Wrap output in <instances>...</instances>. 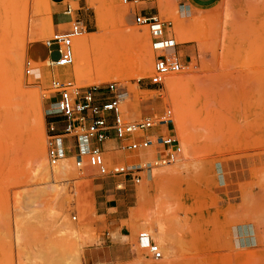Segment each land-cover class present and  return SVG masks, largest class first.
<instances>
[{
  "label": "rangeland",
  "instance_id": "1",
  "mask_svg": "<svg viewBox=\"0 0 264 264\" xmlns=\"http://www.w3.org/2000/svg\"><path fill=\"white\" fill-rule=\"evenodd\" d=\"M53 1L56 2L55 8H57V10L59 11L67 10V8L71 6L73 11L70 13L75 18L83 22V25L85 26V33L79 35L77 38L98 34L100 28H112L119 32L127 31L129 29L132 30L131 28H137L139 32H146L145 27L135 25L132 22L131 15L128 12L129 7L127 4L122 3L121 0H51V2ZM259 1L219 0L218 3L213 6L200 7L199 9L194 10L192 14L190 11L182 12L178 6V3L182 4V2L177 0V3L172 2V0H152L145 3H141L147 7L154 5L156 10L158 11L160 19L162 18L171 20V31L175 37L176 42L178 43V54L182 57L184 55V50L188 53V57H186L185 60L181 59V64L183 66L181 70L177 73L167 75H171L174 81H176L177 83L180 82L181 84L178 88L180 92L178 90L176 91L177 93L179 92V95H176L177 98L179 96L182 98V100L181 98H178L181 105L186 100L183 106H189L190 114L192 112V115L195 117L201 115L200 113L202 112V109L210 110V108L212 111L214 109V112L220 115L218 120L220 126L219 129H217L221 130L222 132H219L217 130V134L222 133V135H219V139H213V142L209 140V145L207 144V142H204L205 139L201 138L203 130H201L200 127H195L193 125L194 123L191 122L187 124L190 125V128L188 129L192 133L191 140L194 139L192 141L191 147L198 151L195 156H198V158L204 160L206 168L201 174L202 178L200 177V180L198 179L192 180L190 182H176L173 185L174 193H178V196H180L178 197L179 200L177 199V213L179 215L180 220H182L188 227V231L184 236L186 240L187 238L189 239L187 240V242L184 240V243H182L183 245L181 244V247H178L179 256L176 258L175 264H184L182 261L184 257L186 258V256H191L192 260L194 259V261H196L194 264H264V243H261L258 240L259 234L256 231L255 227L249 228L248 230H245L242 233L240 232L238 235L237 233L231 232V229H228L229 226L235 225V223H233L230 219L231 217H233L234 211L238 210L241 207L242 193L243 191H245V189L252 190L251 193H254L253 199L256 202L259 197L261 198L263 196L261 198L262 200L264 198V195H260L262 191H257L261 189L255 184V182L258 181L260 178L261 171L264 169V148L262 147V142H264V129L262 128L264 111L262 109H264V105L260 106L261 108L258 107L260 109L258 110V108L255 107V104H252L249 113L247 112V117L245 121H242L241 119V109L246 105L245 99H241V96L243 98L244 94H241L249 89L247 88V90H245L246 87H248V83H246V78L248 80H252L255 83L259 82V80L261 82V79H263V63L258 55L259 53L253 52L254 50H256L254 49L252 53H249L252 57L248 56L247 58L242 59L243 61L245 60L242 65L246 68L244 76L242 74L238 75L235 73L238 82L235 80V83L233 77V83L223 89V97L220 96V99L218 100L219 103L215 100L211 103L205 104L207 99H203V89L200 88L201 86L197 84L196 78H199L200 75L204 74V72L200 71V69L202 70L206 66V68H210L212 71H214V69L216 70V63L215 61H213L215 58L213 59L212 56H210L211 58H209V55H206V59L205 57L202 58L205 61H203L201 58L199 59V53L197 51V45L195 41L196 37L208 36L206 32L209 28V23L212 22L208 20L209 15L206 14L214 13L215 16L222 15L226 3L229 2L232 10L236 14V17L238 15V21H246V19L250 20L254 16L259 17V14L261 13V9L263 7V1ZM51 2L49 0H0V113H3V110H1L2 108L6 109L4 112H9V109H11L9 108L10 103L6 102L5 99L6 97H8V95L10 96L12 94L9 93V91L13 89L14 92L16 91L15 94L17 95L14 96L13 94V97L9 98V100L12 99V102H15L13 98L18 95L23 98H20L23 101L28 100V102H26L29 103L27 104L29 110L26 111L25 115L33 116L35 113H37V110L40 107L42 113V121L44 122L42 129L44 142V124L48 120V117L44 116L43 113L45 109H47L49 106L48 99L51 98L52 94H50V90L48 88V81L49 77L51 76V72L43 73V69L41 68L48 69L49 67H52V74H65L70 77L73 81H75L77 85H97L99 87H104L106 83L112 82L117 93L121 91L128 92L130 100L127 101V103L136 104V108L139 111L138 116L145 114H158L164 109L165 106H167L171 110V117L173 119L174 114L171 102H169L165 98L167 76L164 78V84L161 86L156 87L148 85L146 77H148V75L150 74L151 68L150 70H146L144 74L139 77L134 75L135 69H133L132 73L131 68H129L128 65H125L122 66L120 69L122 74V78L120 79L114 80L113 78L97 83L81 84V82L75 80L72 75L68 74L72 71V65H74V62H76L77 60L78 63L79 60H81L79 58V53H77V47L76 49L74 47V59L71 65L67 67H54L47 66L48 60L42 63L31 62L30 74L24 75V61L27 59L25 53L26 46L30 42H41L44 38L49 35L51 31V17L49 7V4ZM166 2L168 4L164 6V8L160 7V3ZM247 5H252V7L249 8L247 7ZM116 8H122L124 10L115 11ZM252 10H254V12ZM195 16H198V19ZM239 16L241 17L240 19ZM201 17H204L205 19ZM67 18H69L68 15L66 16L57 13L53 16L52 20L54 22H61L66 20ZM12 26L15 27L18 31V33L14 32L15 34H17L16 39L15 36H11V30L13 29ZM250 33H253L252 35H250V37H252V40L256 41L258 39L257 42L261 41V38L264 35V23L260 20L254 21L253 25L251 26ZM10 36L12 38H10ZM258 36L261 37H259L260 40L259 38H257ZM236 40H238L243 47L246 46V43H248V41H246L245 39L243 41V38L242 40H239L237 38L231 37V39L228 40V43L230 44L229 41H234V43L231 42V45L233 46L231 47V45H229V50H226L227 52L230 51L232 48L237 50L240 44L237 43L239 45L236 46ZM218 51L220 52V49H218L217 52ZM55 56L56 55L54 51H52L49 55L50 59L55 58ZM255 56H257L259 59ZM256 58L259 61L256 60ZM201 62L202 64L204 63L205 66L204 64L202 65ZM227 64L228 65L225 66L226 72H228V70L230 69L229 73H234V70L233 68L231 69V66L228 61ZM37 67H39L41 70L36 71L35 68ZM240 71L241 69L238 71V73ZM83 80L88 81L86 78H84ZM230 82L231 81H229V83ZM182 94L185 95L184 98L182 97ZM138 96L139 98L137 99ZM187 97L190 101L187 99ZM1 101L4 105H1ZM192 108L193 110H191ZM253 110H256V112L258 113L255 112L256 114H254ZM12 114L7 113V116L9 115V117H5L4 114L5 118L3 119H9ZM138 116H136V118ZM125 117L126 116H124V118ZM127 118L128 117H126L125 119ZM1 119L2 117L0 118V264H24L23 253L26 251L25 249H27L30 245L32 249H36V247L38 248V246H40L42 242L44 243L45 241H47L46 239L48 237V234H44V230H42L44 231L42 233L40 231L41 229H38L37 226L35 227L36 222H34L35 224H32L33 227L30 226V224L29 226L27 225V227L24 223L21 224V222H18V219L14 220L15 218L13 214L15 213V209L18 206V201H16V199L19 200L18 196L21 195L24 189V191H31L35 189L37 185H39V182H36V179H31L30 168L29 171H27L30 165V161L28 160H30L31 157V148L27 145V143L29 142L31 144V142L29 141V130H27L28 125L26 123V120L23 117L22 121L21 119H15L16 121H14L12 116L9 120H13L14 123L16 122V124L20 121L19 126H16L15 124L12 126V128L14 127L13 130L8 128V125H6L7 123H5V127V125L3 124V120L1 121ZM6 120L4 122H6ZM13 121H9L10 124L13 123ZM243 122L247 123L245 124ZM15 126L16 128H18L17 130ZM9 130H13V132ZM174 131L177 137L178 131L176 126H174ZM193 133L195 135L198 134L196 136L201 135V137L197 139L198 137L194 136L193 138ZM202 144L204 145L202 146ZM15 148L16 150H14ZM20 149L21 151H23L20 152ZM24 150H26V155H23ZM27 153L29 155H27ZM14 157L16 162H13L15 161ZM23 157H26L27 160ZM140 158L144 157L137 154L136 157L127 158L126 160L129 162L139 160ZM22 174H25V176H23ZM28 175L30 181L25 182V179L28 178ZM94 177H97L95 172L92 173L89 178L85 177V179H83L82 181H90ZM104 179L105 181L116 180V178ZM71 182L73 184L72 180ZM25 185L29 186L26 188ZM136 186L134 187L126 184V194L123 195L125 198H121L119 195L117 196L116 192L114 195L116 202L117 198L120 197L121 200L119 202L122 204H135V194H133V191ZM145 188L147 191L148 200L135 206L134 211H138V213L133 215L134 221L140 222L148 218L147 212L153 205L152 199H154L160 191L159 185L157 186L154 184H147ZM69 193H71V191H69L68 194ZM254 196H256L257 199H255ZM43 197H46L44 199L47 200L52 199V196L48 194L43 195L42 198ZM109 198H111V196H109L108 199ZM78 199L80 202L75 203L72 202L70 198H62L58 203L57 208L64 212L66 214L65 217L68 218L75 226L80 223L86 225L85 229L87 230L89 229L87 228V226L94 229V231L92 230L94 233H92L94 234V237H96L98 233L104 230V227L96 229L91 223L84 222L81 219L83 210L88 205L89 200L84 199L80 196L78 197ZM259 200L260 199H258V201ZM4 205L6 206V209ZM7 209L9 212L7 211ZM231 209H233V211ZM11 210H13V212ZM10 212L13 214H9ZM3 213L6 214V217ZM72 215L75 216L74 220L71 219ZM97 220L103 221V217L99 216L97 217ZM122 224L124 223L122 222ZM16 225L17 227L19 226V230L16 229ZM24 227L25 229H27L25 230ZM127 227L129 228L128 225ZM20 229L21 234L19 232ZM29 229H31L32 232ZM227 233L232 234V240V236H229L230 234L228 235ZM27 234L28 236H26ZM136 235H134L133 243L136 242ZM9 236L12 238H9ZM17 236H19L20 238V244H17ZM222 239L225 241H223ZM231 241L233 242V244ZM24 244H26L27 246ZM130 244H132V240H130ZM21 246H25L26 248L23 247V249H21ZM28 249L27 252L32 250ZM183 252L185 253V255ZM138 253L142 254L141 251H138ZM137 256L140 257L139 254ZM133 258H136L135 254L130 261L120 264H133L132 262L133 260H135ZM156 261L157 260H153L150 257L149 253H147V256L144 257V259L142 260V264H154Z\"/></svg>",
  "mask_w": 264,
  "mask_h": 264
},
{
  "label": "bare ground",
  "instance_id": "2",
  "mask_svg": "<svg viewBox=\"0 0 264 264\" xmlns=\"http://www.w3.org/2000/svg\"><path fill=\"white\" fill-rule=\"evenodd\" d=\"M262 1H263V7L261 6L262 11L259 14V17L254 16L250 20L246 19V21H243V20L238 21L237 19L238 15L236 17V14L232 10L229 2L226 3L225 9L222 15L215 16L214 13L206 14V15H209L208 20L212 22V23H209L210 24L209 28L208 29L206 28L207 29L206 34L208 35L207 37L209 38L204 37V36H199V37H196L195 39L196 45H197L196 48L199 53V59L200 58L202 59L203 57H205L206 59L207 57L206 55H209L208 56L209 58H211L210 56H212L213 59L214 58L216 59V60L215 59L213 60L216 63V66H215L216 70L213 68L214 71H212L210 68H206L207 66L204 68L201 66L203 69L202 70L200 69V71H203L204 74L200 75L199 78L198 77L196 78L197 84L201 86L200 88L203 89V95H204L203 99H207L205 104L211 103L212 101H215V100L216 102L219 103L218 100L220 99V96L223 97L222 95L224 93L223 89L227 87L228 85H230L231 83H233L232 82L233 80L235 83L236 81L238 82L236 74L238 75L242 74L244 76L246 68L242 65V63H244L245 61V60L243 61L242 59L247 58L248 56H251L249 53H252L254 49L256 50H254L253 52L259 53L258 55L263 63V68H262L263 79L260 78L261 82L260 80L259 82H257L258 81L257 80L256 81L257 83H255L252 80H248L246 78V83H248L247 84L248 87H246L245 90H247V88L249 89L247 91L244 90L245 92L241 94V95L244 94V97L242 98L241 96V99H245L246 101L245 102L246 105L244 107L242 103V107H243L241 109L242 121H245L247 117V112L249 113V110L252 104H255L256 108L264 105V35L262 36V38L260 36L257 37V38L259 37L261 38V41H258V42H257L258 39L254 41L251 39L252 37H250V35L253 34L250 32H251V26L253 25L254 21L260 20L261 22L264 23L263 21L264 20V0ZM172 2H175V1L172 0ZM167 4H168L167 2L160 3V7L164 8V6H166ZM142 6L143 4L140 5V7ZM247 7L251 8L252 5L251 6L247 5ZM122 8H116L115 11L116 10L123 11L124 9ZM68 9H69V13L73 11L71 6H69ZM252 11L254 12V10ZM195 17H197L198 19V16H195ZM201 18L205 19L204 17H201ZM240 18L241 17L239 16V19ZM162 20L170 22L171 24L170 30H171V27H172L171 20H168V19H162ZM131 29L132 30L129 29L127 31L119 32L112 28H106V29L100 28L98 34H95L93 36L79 37V38L74 39L73 45L75 46H73V59H74V47L75 49L77 47V53H79V58L81 60H79L78 63H77V60L76 62H74V65H72L73 67L72 71L68 74L72 75V77L75 80L81 82V84H86V83L102 82V81L113 79V78L114 80L120 79L122 78L120 69L122 66H125V65H128L129 68H131L132 73H133V69H135L134 75L139 76V77L143 75L146 70H150L151 60L153 59L155 53L150 52L152 50H150L148 47V39H147L148 36L146 35L147 32L145 33H143L144 31L139 32L137 28H134V29L131 28ZM231 37L237 38L239 40L240 39L242 40L243 38V41L245 39L246 41H248V43H246L245 44L246 46L243 47L242 44H240L239 41L236 40L235 45L238 46L240 44L237 50L232 48L233 50L231 49L230 51L227 52L226 50H229L228 46L231 45V42L234 43L235 41V39L234 41H229L230 42L229 44L228 40H230ZM232 46L233 45H231V47ZM218 49H220V52L219 51L217 52ZM257 58L256 60L259 59ZM227 61L230 64L231 69L233 68L234 73H229L230 69L228 70V72H226L225 66L228 65ZM229 67H226V68H229ZM240 69L241 71L238 73ZM84 78H86L88 81H84L83 80ZM164 78L162 81V85L164 84ZM229 81L231 82L229 83ZM180 85H181L180 82L177 83L176 81H174L171 75L166 77V91H165L166 97L165 98L169 102H171V105H172L173 114H174L173 119H172L174 123L173 130H174V126H176L177 131H178V136L176 138L178 139L179 144H180V152L175 156L173 161L166 163V164L153 165L152 156H151L152 151L149 148L140 150L137 153H125L123 155L124 158H129L133 155L139 154L140 156L144 157V158H141L142 163L144 165L145 164L148 165V169L142 170L141 172L142 181L139 182V184L135 188V204L128 209V218L125 220H121L124 224L129 226V229L131 232L130 234L131 235L130 240H132L131 245L133 247L134 254L136 256V258H133L135 259L132 262L133 264H142V260L144 259V257L147 256V253H148L145 249L139 248L136 242L133 243L134 235H136L138 231L146 232L149 237V240L155 243L161 252V257L157 259V261L154 264H175L176 258L179 256L178 247L179 246L181 247V244L184 243V240L186 242L187 240H189L188 238L186 240L184 236L186 232L188 231V227L182 220H180L179 215L177 213V210H178L177 199L179 200L178 197L180 196H178L179 195L178 193L177 194L174 193L173 185L176 182H184V181L190 182L192 180H198V179L200 180V177L202 178L201 174L206 168V164L204 163V160L198 158V156H195L198 153V151L191 147L192 141L194 139L191 140L192 133L188 129L190 128V125H187V124L191 122V123H194L193 125L195 127H198V128L200 127L201 130L204 131V132L202 131V134H201L202 137L201 135L196 136L198 134L195 135L193 133L194 134L193 138L194 136L198 137L197 139L201 137L205 139L204 142H207V144L210 143L208 142L209 140L213 142V139L216 140V138H218L220 134L222 135V133L217 134V130L219 129V126H220L219 121H218L220 115L218 113H215L214 109L213 111L211 110V108L210 110L202 109V112L200 113L201 115L195 117L192 115V112L190 114L189 106H186V105L183 106L186 100L184 101V103L182 102L183 104L181 105L180 101L178 100V98H181V97L179 96L177 98V96L179 95L178 93L180 92L178 90ZM177 90L179 91L178 93L176 92ZM10 91L9 93H12V94L10 96L8 95L5 101L10 103L9 108L11 109L8 108L9 112L8 111L4 112L6 110L5 108H2L1 110H3L5 117H9V115L7 116V113L9 114L14 113L12 114L14 121L18 119H21L22 121L23 117L26 120V123L28 125L27 130H29V141L31 142V144L29 142H28L29 144L27 143V145L31 148V152H30L31 157H30V160H28L30 161L29 162L30 165L28 167V170L27 169L26 170L29 171V168L31 169V173H30L31 179H36L35 181L39 182V185H37V187L31 191H24L25 189L23 188L24 190L23 189L22 190L24 192L22 191L21 195L18 196L19 200L16 199V201H18L17 202L18 206L15 209V213L13 214L10 212L9 214H13L15 218V219L13 218L14 220L18 219L17 220L18 222H21V224L24 223L26 226L27 225L29 226V224L30 226H32V224H35L34 222H36L35 227L37 226L38 229H41L40 231L42 233L45 231L46 233L44 232V234H48V237L46 239L47 241H45L44 243L42 242V244L38 246V248L36 247V249H32L31 245L30 246L28 245L29 246L28 248L32 250L27 248L28 250H30L27 252V249H25L26 247L21 246L22 247L21 249L25 247L24 249L26 250V251L24 250L26 253L22 251L24 252L23 253L24 254L23 255L24 264L25 263L26 264H80L79 253H80L81 247L83 245L92 244L96 242V237H94V234H93L94 229L87 226V228H89L87 230L85 229L86 225L80 224V223L77 226H75L68 218L65 217L66 214L57 208V205L62 198H70L72 202L79 203L80 201L78 197H79L80 189L77 185V181H82L83 179H85V177L89 178L90 175L94 172L96 173V171L94 168H92L91 166L87 164L85 158L82 159L80 168L75 167L73 155L69 153H65V155L62 156L55 164H50L45 154V146L43 142V130H42L44 122L42 121V113H41L40 107L38 108L37 113H35L33 116L25 115L26 111L29 110V108L27 107L28 106L27 104H29L27 103L28 100L23 101L22 100L23 98L20 97V95H18L15 98H13L15 102L14 101L12 102V99L9 100V98L13 97V94L14 96L17 94H15L16 91L14 92L13 89ZM119 94L121 96L120 108H121L122 114L124 113V116L128 117L129 120L135 119L136 116L139 115V111L136 108V104L127 103V101L130 100V96L128 92L121 91L119 92ZM182 97L184 98L185 95H183ZM138 98L139 96L137 97V99ZM9 101H11L12 103ZM1 105H4L3 102L1 103ZM191 110H193V108ZM258 110L260 109L258 108ZM262 110L264 111V109ZM255 112L256 110H253L254 114L258 113V112L256 113ZM3 113L1 112L0 114H3ZM4 114L0 115V118L2 117L1 121L3 120L4 125L5 123H7L6 125H8V128L13 129V130H14V127L12 128V126L14 124L16 126H19L20 121L19 123L17 122L16 124V122L14 123L13 120H9L11 119L12 116L7 120L5 119L6 122H4L5 121L3 119L5 118ZM8 120L10 122L13 121V123L10 124ZM262 128L264 129V117H263ZM17 129L18 128H16V130ZM13 130H9V131L13 132ZM218 131L222 132L221 130H218ZM203 145L204 144H202V146ZM262 147L264 148V142H262ZM16 148L14 150H16ZM106 149L108 148L106 147ZM22 151L20 149V152ZM25 153H26V150H24L23 155ZM28 153L27 155H29ZM105 154L108 156V158H112L115 156L114 152H110V153L105 152ZM26 157H23V158L26 159ZM14 160H15V157H14ZM13 162H16V160ZM25 174H22V175L25 176ZM27 179H29V175ZM27 179H25L26 180L25 182L30 181V179L29 180ZM71 180L73 181V184ZM147 184H154L157 186L159 185L160 191L158 192V195H156L155 198L152 199L153 205L152 207H150V209L147 212L148 218L140 222L134 221L133 215L138 213V211H134L135 206L148 200V195H147V191L145 188ZM255 184L257 185V187L261 189L257 191H260V192L262 191L261 193L259 192L260 195L261 196L264 195V169L261 171L260 178L258 181L255 182ZM28 186L25 185L26 188ZM68 188L71 190H69ZM69 191H71V193L68 194ZM251 191L252 190L250 189H245V191H243L242 199H241V207L238 210L234 211L233 217H231L230 219L233 223H235V225L233 226L231 225L229 226V228L228 227L227 228L231 229V232L237 233L238 235L240 232L242 233L245 230H248L249 228L255 227L256 231L259 234L258 240L261 243H264V198L262 200L261 198L263 196L261 198L259 197L258 199L260 200L258 201L257 199L258 195L257 197L254 196V198L257 199V202H256L253 199L254 193H251ZM45 194L52 196V199L47 200V199H44L46 197L42 198V196ZM255 195H256V192H255ZM5 209H6V206H5ZM233 209L231 210L233 211ZM11 211L13 212V210ZM4 216L6 217V214H4ZM231 221H230V224H231ZM15 227H17V225ZM16 229L19 230V226ZM19 232L21 234V229ZM227 234L229 235L230 233H227ZM26 236H28V234ZM229 236H232V234H230ZM17 237H18V240H17L18 243L17 242L16 243L20 244L19 243L20 238L19 236ZM9 238H12V237L9 236ZM232 238L233 236L231 237V240ZM138 251H141L142 254L138 253ZM138 254L140 255V257L137 256ZM182 262L184 264H194L196 261H194V259L192 260L191 256H186V258L184 257ZM98 264H112V263H98Z\"/></svg>",
  "mask_w": 264,
  "mask_h": 264
},
{
  "label": "built area",
  "instance_id": "3",
  "mask_svg": "<svg viewBox=\"0 0 264 264\" xmlns=\"http://www.w3.org/2000/svg\"><path fill=\"white\" fill-rule=\"evenodd\" d=\"M152 0H121L129 7L128 12L135 25L143 26L148 36L150 50L155 53L151 62V72L146 77L148 85L161 86L166 75L177 73L183 67L178 43L170 30V22L161 20L157 11L144 13L141 3ZM66 24L53 23L51 31L41 43L47 54L55 52V58L48 60L47 66L67 67L73 63V42L85 33L83 22L69 13ZM31 61H24V75L30 74ZM48 88L51 98L43 115L48 117L44 124L45 154L50 164H55L65 153L73 155L74 165L81 167L82 159L95 169L99 178H118L113 188L123 189L128 184L136 186L142 179V170L148 169L141 158L125 163L108 158L103 149V141L109 133L119 141V148L125 153H137L149 148L152 162L166 164L180 152V144L173 130L171 110L165 106L158 114L140 115L133 120L125 119L120 108L121 96L114 84L108 82L104 87L97 85H77L67 75L49 77ZM108 93V94H107ZM160 126L161 132L149 133L153 127ZM133 155L129 158H134ZM127 159V158H125ZM74 220L75 216L72 215ZM136 244L145 249L153 260L161 257L157 245L149 240L146 232L139 231Z\"/></svg>",
  "mask_w": 264,
  "mask_h": 264
},
{
  "label": "crops",
  "instance_id": "4",
  "mask_svg": "<svg viewBox=\"0 0 264 264\" xmlns=\"http://www.w3.org/2000/svg\"><path fill=\"white\" fill-rule=\"evenodd\" d=\"M49 1L51 2V0ZM71 1H76V0H71ZM177 1L182 2V4L178 3V6L182 12L190 11L192 14L194 10L199 9L200 7L213 6L216 3H218L219 0H177ZM55 6H56V2L54 1L49 4L51 21L53 23H59L63 25L66 24L69 18L61 22H54L52 20L53 16L57 13L61 15H65L61 11L57 10ZM142 7H144L143 10L144 13H152L157 11L154 5L148 7L143 5ZM14 32L18 33L15 27H13V29L11 30L12 33L11 36L13 37L15 36L16 39L17 34H15ZM11 36L10 38H12ZM25 53L27 58L33 63H42L46 61V59L52 60L49 57L50 54H47V50L42 45L41 42H30L26 46ZM186 57H188V53L184 50V55L182 59L185 60ZM41 69H43V73L51 72V75L53 73L52 67H49L48 69L47 68H41ZM41 69L39 67L35 68L36 71H39ZM159 132H161L160 126L153 127L152 129L149 130V133L157 134ZM118 144L119 141L116 138H114L111 133H109L108 138L105 139L102 143L103 149L106 153H110V152L115 153V156L112 157L115 161L121 160L125 163H128V161L123 157L125 152L119 148ZM106 147L108 149H106ZM116 181L118 182L119 179L116 178V180L105 181L104 178H99V177H94L90 181H84V182L77 181V185L80 189L79 196L89 200L88 205L86 207L84 206L85 208L83 210V214L81 215V219L84 222H89L91 224L95 221L92 225L96 229L100 227H104V230H102L96 236L95 243L86 244L81 247L79 253L80 264H98V263L120 264L130 261L134 256V250L132 245L130 244V236H131L130 229L127 227L126 224H122L121 221L127 219L128 208L132 207L134 204L127 205L119 202L121 200L120 197L125 198L123 195L126 194L125 192L126 185L123 187V189L115 190L113 188V185ZM116 192H117V196L118 195L120 196L119 198H117V202L116 199L114 198ZM133 194H135V189L133 191ZM109 196H111V198L108 199ZM99 216L103 217V221H99L96 219Z\"/></svg>",
  "mask_w": 264,
  "mask_h": 264
}]
</instances>
